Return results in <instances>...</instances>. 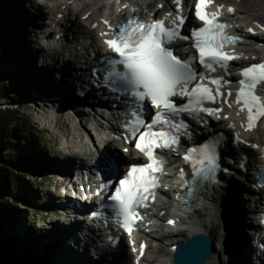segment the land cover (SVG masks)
Returning a JSON list of instances; mask_svg holds the SVG:
<instances>
[{"label":"bare ground","instance_id":"6f19581e","mask_svg":"<svg viewBox=\"0 0 264 264\" xmlns=\"http://www.w3.org/2000/svg\"><path fill=\"white\" fill-rule=\"evenodd\" d=\"M61 1L62 0H0V17L6 18V23L0 20V25H2L8 44H10V47L15 54V62L12 68L16 69L18 67L19 76L27 89V95L29 98L31 96L32 99L34 97L33 101L36 102L39 99L40 95H38V92L40 94L49 93L48 99H39L41 100L39 101L40 103L36 102V115L45 127L55 128L53 142L48 143L47 145V149L54 153L52 156H48L45 152L46 150L44 152H32L27 151L24 148L17 150L20 154L26 156V163L30 168L37 166V160H35L34 157L39 155V157L43 160H41L42 162L40 161L41 165L38 166L41 168H54L53 170H48L49 172L51 171L54 176H56L59 172L58 167L60 163H63L64 169L71 170L73 165L77 163L78 159H80V162L83 161L82 156L86 153H83L82 155L80 147H85L87 143H85L81 133L78 131L80 128L78 127L77 120L78 118L85 119L84 123L87 126L88 122L91 120L89 116L90 108L92 107V103L89 102L82 92H79L82 90V84L77 87L75 84L76 78H73L72 75L67 72L60 73V71L56 70V65L51 64L56 57L46 43L53 42L55 35H53V28H50L48 21H53L54 16H56L60 11L62 4ZM85 1H88V3L91 2V0ZM244 1L255 10V14L258 15L264 22V0ZM103 3L108 5V8L103 12V15L102 13L100 15V19L103 22L102 28L105 31L104 21H108L111 16H116L114 12L116 7L113 5L116 2L112 0L110 4L109 0H103ZM135 5L136 4H134L133 7L137 8L135 9L136 12L141 5H138V7ZM86 6H88L87 3L84 4L83 8L78 9L75 14L82 16L81 12ZM107 11H109V13ZM244 11L245 14L248 12L246 8ZM41 15L47 20L44 23L47 26V29L44 28L43 23H40L41 20H38ZM74 17L73 15L70 16L69 24H73L74 27H77V23L81 26L79 28H86L80 20L81 17H79L78 22L76 21L77 18L74 20ZM102 31L101 33H104ZM0 33L3 37L4 35L2 32ZM92 48L93 47L91 46L90 52ZM61 58L62 57L60 56L59 60ZM60 62H63V64L64 62L71 64L68 57L65 58V61L62 58ZM39 84H41V86ZM35 86L38 90H33V87ZM28 88H31L32 91L30 92ZM49 97L51 100L52 98L55 99L54 102L52 101L51 103ZM20 107L23 110H26L27 104L24 103ZM233 113L234 115L237 114L235 111H233ZM239 121L240 128L236 126L226 127L228 136L235 134L236 138L237 136L239 137L238 142L240 143V146L248 148L247 150L256 153L258 146L252 147V145H255L253 144L254 140L252 143H248V138H251L254 133L246 131L245 127H242V125L246 126L247 124V120L245 118H242ZM261 127L262 130L258 133L263 135L264 122L261 124ZM17 137L20 138L19 136ZM260 138H262L261 135ZM232 143L234 144V142ZM222 145H224V142ZM27 147L29 146L27 145ZM29 148L31 149V146ZM89 151L90 156L87 160L91 162L89 159L92 157V151L90 149ZM131 153H133V151H129V154ZM129 154L125 153L124 155H120L119 159L116 160L117 165L122 164L124 162L123 159L128 158L130 156ZM14 156H16V154H14ZM134 158L136 157L134 156ZM180 159V157H174L173 161ZM20 178V176H17V179ZM60 179L58 182H54L56 192H48L46 200L47 205H49L50 209L59 218L57 223L50 224L48 226L49 228L45 229V231L48 229V237L42 242L41 240L39 241L36 239V241H38L36 242L37 247H33L38 253L45 247H52L53 254H51L49 263L47 264H104L102 262L104 259H107L109 264H130V262L131 264H140V261H147V264H174L171 262V248L166 246H174L175 244L182 243L191 235L198 232H207L209 241L212 242L211 251L213 252V257L209 261L205 262V264H223V262H225V255L223 254L222 249L225 247L223 240H226L228 246L230 247L231 254L228 257L232 264H253L256 262L252 256L255 243H253L250 238H252V236L253 239L259 238V236L258 233H255L254 231H247V229H245L246 225L254 230V223H256V221H254L253 224L251 221L248 223L245 222V212L243 209L245 205H243V201L239 194L233 191L234 187H232L230 191L228 189H222V194L216 203L211 202L210 198H208L207 201L195 204L192 207V213L188 216L189 221L186 224V227L172 228L167 225L169 218L175 219L176 221L177 217L173 215V212L176 213V210L169 205L171 204V200L167 199L168 203H164L163 201L164 205L161 206V209L164 213L158 218V222L163 223L162 225H155V229L153 231L155 238L151 237L152 234L146 233L142 238L143 240H140L139 242L137 241V243L131 244L130 246L122 240L121 245L119 246L120 251L118 249L116 250L119 255H115L113 258L111 255L96 256L93 254L92 247L94 246V242H86L85 239L82 238L81 234H79L78 230L81 229L82 226L81 223L76 221L78 218L75 217V220L68 225L65 222H59L60 217L64 216L63 203L65 202L64 197L67 196L60 192L61 188H66L67 186L65 180ZM230 182L233 184L232 181ZM20 189L21 190L18 191L19 193L17 194L18 196L23 194L26 190V194L30 196L29 200L33 201L34 197L37 198L36 195L34 196V192L29 189L27 190L24 185H21ZM162 195L166 198H170L167 190L162 192ZM212 200H214V194L212 195ZM92 201L93 205L96 204L95 198H92ZM189 211H191V209ZM43 221H49L48 223H51L52 219L45 216ZM177 221L181 222L180 220ZM180 224L182 225L183 222ZM21 225L22 221L21 218H19V224L16 225L17 227L13 228V231L16 233L17 230H22ZM8 228L9 231L11 227ZM32 228L33 226L26 227V229H29L30 232L32 231ZM220 230H222L223 233ZM218 231L221 233L220 235ZM28 237L29 234L25 233L24 238ZM163 237L165 240H168L169 243H166ZM66 238L72 239L74 242L72 241L70 245L65 244L67 243V240L64 241ZM142 242L146 243V247L145 251L143 250L144 257L141 259L139 256V253L141 252V249L139 250V245ZM150 242H155L156 247L154 251H152L154 254L148 256V251L151 249ZM177 247L179 248L182 246L178 245ZM261 254L264 255V252L262 251ZM110 259L113 260L111 261Z\"/></svg>","mask_w":264,"mask_h":264},{"label":"snow or ice","instance_id":"6c2138e0","mask_svg":"<svg viewBox=\"0 0 264 264\" xmlns=\"http://www.w3.org/2000/svg\"><path fill=\"white\" fill-rule=\"evenodd\" d=\"M118 3L119 0H116ZM176 5V15L171 20L172 27H168L165 21L172 13H168L164 19L151 23L140 22L136 19L112 28L108 21L109 30L114 33L111 39H105L104 45L114 54L107 58L112 69L110 75L118 77L124 83L132 87V96L143 109V102L150 99L151 106L156 111L150 123H146L139 112L133 111L131 119L125 124V131L129 133L126 142L135 140V149L143 153L150 161L144 166H132L118 181L113 194L109 199L113 202L118 216L121 219V227L129 234L134 230V224L142 220L139 209L147 208L148 201L155 200V189L159 187L158 177L155 173L163 174V165L154 157L155 149H171L176 151L179 144V136L186 125L183 122H174L173 117H179L186 113L199 120V114L209 116L223 111L222 108L206 107L208 103L215 104L221 101L232 108L233 104L240 106L237 115L247 110V124L242 125L246 131H252L257 127L261 119H264V97L258 94V88L264 85V62L253 63L240 69L241 79L237 82L239 88L235 91L234 101L231 90L221 91L230 81L225 79L228 75L229 62L238 59L235 54L225 51L234 48L242 42L240 35H231L228 29L231 27L220 22V9L217 12L208 13L206 8L213 0H196L195 18L202 22L203 26L192 29L190 35H181V29L186 23V17L181 15L183 0H173ZM229 13L234 9L229 7ZM264 28V26L257 25ZM95 27V25H94ZM255 35L252 28L246 30ZM107 36L108 33H101ZM191 40L194 54L187 58H180L174 54V50L168 47L175 40ZM187 52V49H184ZM196 63L205 70L198 73ZM122 66L123 71H118ZM218 69H224V75L214 77L211 74ZM209 85L214 86L209 87ZM186 98V103L177 105L172 98ZM223 119H228L224 116ZM160 126L162 129L154 131ZM233 127V125H229ZM143 129V131H141ZM239 137L237 136V140ZM252 147H257L252 145ZM127 151V149H125ZM183 160L192 169L193 182L196 179L207 180L219 169L215 143H204L200 147H190ZM226 170V169H225ZM183 178L184 171H180ZM110 185L102 184L97 191L108 189ZM163 215V213H161ZM169 225L174 221L169 220ZM141 254L145 245H141Z\"/></svg>","mask_w":264,"mask_h":264},{"label":"rangeland","instance_id":"374dc122","mask_svg":"<svg viewBox=\"0 0 264 264\" xmlns=\"http://www.w3.org/2000/svg\"><path fill=\"white\" fill-rule=\"evenodd\" d=\"M231 2H236L238 3L239 7L242 9L243 7H245L247 9V14L249 17L255 15L254 13V9L251 8V6H249L248 4H246V2L244 0H230ZM259 1V0H257ZM38 20H41L40 23H44V21L46 22L47 20L45 19L44 16H39ZM46 26V25H45ZM4 39L3 41H5V43H8V40L6 39L5 35L3 36ZM10 45V44H9ZM36 46V45H35ZM34 46V47H35ZM15 56V54H14ZM13 56V57H14ZM13 60V58H12ZM12 64H14L15 61V57L14 60L12 61ZM37 61V58H36ZM17 67V65H16ZM16 70L19 71L18 67L16 68ZM41 86V84H39ZM37 90V88L34 87L33 90ZM32 90L30 89V92ZM35 92V91H34ZM27 94V93H26ZM49 94V93H48ZM48 94L44 93V94H40L38 92L39 99L41 100H46L48 99ZM30 96V94H29ZM28 97V95H27ZM34 99V97H33ZM32 97L30 96V98L28 97V104H27V108L26 110H23L22 108L17 109L20 110L22 114H24L25 116H27L29 119H31V121L35 124V126L37 127V129L40 130V135L42 138L45 139V143H44V147L41 148L42 152H45L48 154V156H52L54 153L47 149V145L48 143H52L53 142V135L55 134V128H50V127H45L41 121L39 120V118L37 117V113H36V108H35V104L36 102L40 103L39 101L41 100H37L36 102L33 101ZM49 99L51 100V98L49 97ZM55 99L52 98V101L54 102ZM57 104V103H56ZM78 127L80 129H78V131L81 133V136L83 138V140L85 141V143L91 142V133L89 131V129L85 126V123L83 120L78 119ZM24 137L22 139H18L17 142H15V145L11 146V148L7 149L6 151L2 152V155H11L10 156V167H15L18 169L19 165H21V170H18L17 172V176H20L21 178L19 179L20 183L17 185H12V182H8V184L6 185L5 188H3L2 191V195L0 196L2 200H5V202H8L11 204V214H6L5 215V221H4V231L7 234V240L6 242L9 241V238L15 237V236H22L27 232H30L29 229H26V227H31L32 231L29 235V237H33L35 236L36 238H38V240L41 242L44 241L47 237H48V229L45 231L46 228H49L48 226L50 224H55L57 223L58 218L54 217L53 214L54 212H50L48 205L46 204V200H47V194L50 191H54V185L52 184V182H47L46 181V177L45 176H53L55 179V176L53 175V173L46 171L44 168H41L40 166H35L33 168H30L27 163L26 160L27 158H24L25 162L23 164H20V161H16L13 156L14 154H16V150L17 149H21L24 148L23 146H25L26 142L25 140H23ZM30 142V141H29ZM29 142H27L29 144ZM31 145V149L32 150H38V143L36 140H33L32 142H30ZM27 151H31L30 149H26ZM17 156V155H16ZM15 156V157H16ZM37 160V158H36ZM20 168V167H19ZM13 169V168H12ZM13 171V170H12ZM11 179V178H10ZM23 183V184H22ZM24 185L26 187V189L33 191L34 192V196L36 195V197L33 198L32 200L30 199V196H28L25 192L21 195H17L21 189L20 186ZM23 190V189H22ZM25 195V196H24ZM40 195V196H39ZM22 197H25L26 199H22ZM34 199L36 200V202L34 201ZM50 213V214H47ZM45 216L50 217V219H52L51 223H48L46 221H43V219L45 218ZM21 218L22 221V230H17V232L15 233V231H13L14 227H17L16 225L19 224V218ZM60 220L62 222H64V216L60 218ZM7 226V228H6ZM8 227H11L10 230L8 231ZM21 231V232H19ZM45 233V234H43ZM70 241V240H69ZM68 241V243H70ZM67 243V244H68ZM14 245H16V249L19 248V246L21 244H18L17 241H15ZM33 245V244H32ZM228 255H230V247L226 248ZM226 251H224V253L227 254ZM223 253V254H224ZM227 255V256H228ZM225 258V262H223V264H232L231 261H229V257ZM145 263V262H144ZM143 263V264H144ZM158 264V263H155Z\"/></svg>","mask_w":264,"mask_h":264},{"label":"trees","instance_id":"16d2710c","mask_svg":"<svg viewBox=\"0 0 264 264\" xmlns=\"http://www.w3.org/2000/svg\"><path fill=\"white\" fill-rule=\"evenodd\" d=\"M14 83L15 81L0 71V100L15 95L14 86L16 83ZM35 133L36 127L33 122L22 114L20 110L14 107L0 108V192L3 191L2 184H4L5 179L7 178L8 182L14 184L18 173L17 168L10 167L9 165L11 155L3 156L2 152L15 145L16 140L19 139L17 136H26L32 142L36 139ZM16 155V157L13 156L16 161L24 159L22 156L19 157L18 150L16 151ZM10 207V204L0 197V264H47L49 262L47 253L41 255L37 251L35 252L34 246L27 244L26 241L21 240V245L17 249L16 245H14V239L9 238V241L6 242L7 234L3 227L5 215L11 214V208L13 207Z\"/></svg>","mask_w":264,"mask_h":264},{"label":"water","instance_id":"95a60500","mask_svg":"<svg viewBox=\"0 0 264 264\" xmlns=\"http://www.w3.org/2000/svg\"><path fill=\"white\" fill-rule=\"evenodd\" d=\"M6 51L7 50H5V48L0 47V71L2 74L8 75L11 80L15 81V95H12V97L7 99L0 100V108L14 107L15 109H20V106L22 104H27L26 97L19 89V82L16 76V70L15 68H12L13 64L11 62V58L9 57V54H7ZM19 167L18 170H21V165H19ZM7 184L8 180L6 178L4 184H2L3 188H5ZM0 194L2 195L3 193L0 192ZM211 244L212 242L209 241L208 236H194L183 247H179L177 249L174 254V262L176 264H204L207 260L210 259L212 255Z\"/></svg>","mask_w":264,"mask_h":264}]
</instances>
